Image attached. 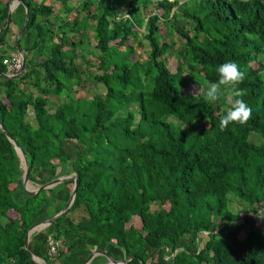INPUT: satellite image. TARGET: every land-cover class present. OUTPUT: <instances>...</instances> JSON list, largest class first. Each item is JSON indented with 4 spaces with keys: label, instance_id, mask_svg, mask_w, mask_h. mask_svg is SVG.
I'll list each match as a JSON object with an SVG mask.
<instances>
[{
    "label": "trees",
    "instance_id": "16d2710c",
    "mask_svg": "<svg viewBox=\"0 0 264 264\" xmlns=\"http://www.w3.org/2000/svg\"><path fill=\"white\" fill-rule=\"evenodd\" d=\"M18 1L0 34V73L21 71L9 74L3 61L19 55L26 5L24 71L0 75V122L34 187L72 174L78 184L70 209L31 236L30 253L47 264H82L94 251L127 264H264V0ZM11 2L0 0V28ZM170 52L176 72L164 61ZM227 61L245 73L252 115L221 131L231 102H209L188 83L206 91ZM88 80L103 95H79ZM50 98L60 99L53 112ZM22 174L0 132V264H35L26 233L58 214L74 185L29 195ZM49 237L59 242L54 259Z\"/></svg>",
    "mask_w": 264,
    "mask_h": 264
},
{
    "label": "water",
    "instance_id": "95a60500",
    "mask_svg": "<svg viewBox=\"0 0 264 264\" xmlns=\"http://www.w3.org/2000/svg\"><path fill=\"white\" fill-rule=\"evenodd\" d=\"M21 4L20 1L18 0H12L11 4L9 5V10H8V16L7 19L5 21V23L3 24V26L0 28V34L2 33V31L8 26L9 23V19L13 13V11L15 10V8ZM24 9H25V22L23 25V28L17 38V52L19 54V56H21L24 59V53L19 45V41L22 38V36L24 35L26 28H27V22L29 19V13H28V9L27 6L24 5ZM24 71V65L20 71V73L18 75H14V76H9V75H4L1 74V76H4L6 78H11L14 79L16 77H18L20 74H22ZM0 132H2L5 137L7 138V140L9 141V143L13 146L18 158L20 159V163L23 169V174H22V186L24 188V190L26 191L27 194L29 195H36L39 192L43 191V190H48L51 188L56 187L57 185L63 183V182H67V181H74V185H73V189L70 195V198L67 202V204L65 205V207L55 216H53L52 218L43 221L41 223H38L34 226H32L31 228L28 229L26 236H25V243H24V249L29 253L30 259L32 262H34L35 264H47L45 261H43L42 259L34 256L32 253H30L29 251V242H30V238L34 233H38L40 231L45 230L47 227H49L50 225H52L58 218L62 217L72 206L75 196H76V192H77V176L72 174L69 176H63V177H59L47 184L38 186V187H34L28 177H29V162L28 159L26 157L25 152L16 144V142L14 141V139L9 135V133L6 131V129L3 127L2 123L0 122ZM98 256H103L106 258V262L104 264H127L126 261L124 260H114L109 254H107L106 252L103 251H94L92 252L88 258L82 263V264H90L92 262V260Z\"/></svg>",
    "mask_w": 264,
    "mask_h": 264
},
{
    "label": "clouds",
    "instance_id": "9594fccd",
    "mask_svg": "<svg viewBox=\"0 0 264 264\" xmlns=\"http://www.w3.org/2000/svg\"><path fill=\"white\" fill-rule=\"evenodd\" d=\"M217 72L219 76L217 82H210L206 91L198 86L194 89V93L199 94L203 91L205 99L209 102L219 101L222 97L231 102V108L220 118L219 128L221 131L226 130L230 124H246L251 118L252 109L243 99L246 95L245 90L239 87L246 78L245 73L233 61L219 65ZM257 215L259 219H264L261 214L257 213Z\"/></svg>",
    "mask_w": 264,
    "mask_h": 264
},
{
    "label": "rangeland",
    "instance_id": "374dc122",
    "mask_svg": "<svg viewBox=\"0 0 264 264\" xmlns=\"http://www.w3.org/2000/svg\"><path fill=\"white\" fill-rule=\"evenodd\" d=\"M113 1H116L117 3L118 0H113ZM180 2H183L184 0H179ZM75 4H79V0H76L75 1ZM55 5H58V4H54ZM120 7H122V9L120 10V13H124L125 11V8L123 7V5L121 4ZM151 11V7H149L146 11V13L149 14V12ZM126 16V15H124ZM87 26H86V31H85V35H87L91 40L93 39L92 37V29H91V22H87L86 23ZM142 30V29H140ZM164 35V39L172 46L174 47V49H176L177 47H179L181 45V41L179 40V38L177 37L176 34H173V36L171 37L169 34H163ZM144 48L146 49V46H144ZM144 48L141 49V54H140V60L142 61H145L146 60V57H147V53L144 52ZM174 53V52H173ZM87 59L89 60V57H87ZM164 61L166 63V65L169 67V69L172 71V72H176L177 71V67H178V61L175 57L174 54H171L170 53H167L165 56H164ZM96 64L91 61V64H90V70L92 71H96ZM83 88L80 89L79 91V95H84V94H88L89 96H93V95H103V92H104V89L101 85H98V84H95L91 81H86L84 82L83 84ZM200 87L201 89H205V86H203L202 84H197L193 81L189 82L188 83V90L191 91L192 93H194V89L197 88V87ZM195 94V93H194ZM199 94H203V91H201ZM60 99H65L63 96L60 97ZM60 99H56V98H50L49 101H48V109L49 111L53 112L55 107L59 104V101ZM253 140H255L256 143H259L260 140L256 139V138H253ZM231 210L234 211V212H238L240 213V216H244V213L242 212V207H241V204L238 203V201L235 199L233 202H232V205H231ZM81 216H85V213L83 210H78L76 211V214H74V218H80ZM135 227L137 229H139V225L137 222H135ZM246 232V229H244L242 231V233L240 234V237H243L244 233ZM204 235V233H203ZM168 259V258H167Z\"/></svg>",
    "mask_w": 264,
    "mask_h": 264
},
{
    "label": "built area",
    "instance_id": "2783aa9c",
    "mask_svg": "<svg viewBox=\"0 0 264 264\" xmlns=\"http://www.w3.org/2000/svg\"><path fill=\"white\" fill-rule=\"evenodd\" d=\"M3 64L9 74H17L23 65V59L19 55H14L11 59H7L3 61ZM59 242L53 240L51 237L48 238V256L51 259H54L57 255Z\"/></svg>",
    "mask_w": 264,
    "mask_h": 264
}]
</instances>
